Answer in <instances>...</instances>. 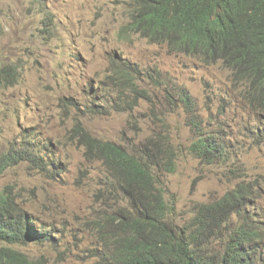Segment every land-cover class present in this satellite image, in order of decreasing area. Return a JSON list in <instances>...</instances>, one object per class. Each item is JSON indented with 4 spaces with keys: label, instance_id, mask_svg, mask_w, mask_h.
<instances>
[{
    "label": "rangeland",
    "instance_id": "1",
    "mask_svg": "<svg viewBox=\"0 0 264 264\" xmlns=\"http://www.w3.org/2000/svg\"><path fill=\"white\" fill-rule=\"evenodd\" d=\"M130 21V6L122 0H0V68L12 64L22 71L16 85L0 89V158L29 149L65 169L53 177L22 160L0 170V192L34 214L36 229L44 224L53 234L51 241H0V247L43 264H95L104 241L100 184L106 168L86 161L84 149L69 139L78 119L97 137L131 149L171 140L177 170L161 178L177 224L191 220L200 204L245 183L252 185L247 202L264 227V119L242 102L227 62L206 63L152 43L127 32ZM116 61L140 67L148 93L133 109L112 106L117 92L107 76ZM179 86L189 91L201 122L213 132L224 130L228 161L209 164L191 153L197 133ZM70 99L84 109L91 101L103 103L110 112L84 114ZM116 195V205H125Z\"/></svg>",
    "mask_w": 264,
    "mask_h": 264
},
{
    "label": "trees",
    "instance_id": "2",
    "mask_svg": "<svg viewBox=\"0 0 264 264\" xmlns=\"http://www.w3.org/2000/svg\"><path fill=\"white\" fill-rule=\"evenodd\" d=\"M122 1L131 9L127 32L140 34L152 43L167 44L175 52L198 56L206 63L225 60L244 93L242 102L256 112L258 119H264V0ZM140 73L137 63H114L107 76L116 86L117 96L111 94L115 97L113 107L120 103L122 109H133L138 99L147 97ZM21 77L18 66L1 67L0 89L16 85ZM177 91L193 115L197 138L190 146L191 153L209 164L228 161L231 145L224 130L213 132L214 128L199 120L189 91L181 86ZM91 102L84 109L70 99V104L84 114L110 112L103 103ZM69 139L84 149L86 161L101 162L106 168L100 184L106 209L100 228L104 241L95 264H264V227L247 202L252 185L240 183L219 200L200 204L194 217L179 225L170 218L172 204L161 178L163 173L177 170L178 154L170 139L161 137L162 143L148 142L131 149L97 137L80 119ZM22 160L53 177L60 169L65 171L63 162L46 161L29 149L4 154L0 170ZM116 193L125 205H116ZM35 219L13 196L0 192V241H51L52 231L44 224L36 229ZM216 236L219 244L214 242ZM0 264L43 263L2 246Z\"/></svg>",
    "mask_w": 264,
    "mask_h": 264
},
{
    "label": "clouds",
    "instance_id": "3",
    "mask_svg": "<svg viewBox=\"0 0 264 264\" xmlns=\"http://www.w3.org/2000/svg\"><path fill=\"white\" fill-rule=\"evenodd\" d=\"M256 115V114H255Z\"/></svg>",
    "mask_w": 264,
    "mask_h": 264
}]
</instances>
